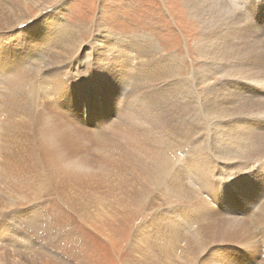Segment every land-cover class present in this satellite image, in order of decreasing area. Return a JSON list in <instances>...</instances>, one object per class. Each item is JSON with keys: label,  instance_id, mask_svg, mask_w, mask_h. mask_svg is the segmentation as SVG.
Instances as JSON below:
<instances>
[{"label": "bare ground", "instance_id": "obj_1", "mask_svg": "<svg viewBox=\"0 0 264 264\" xmlns=\"http://www.w3.org/2000/svg\"><path fill=\"white\" fill-rule=\"evenodd\" d=\"M28 1L0 0V196L4 197L0 200V207L13 199H27L32 194L30 189L41 184L35 179L39 177V172L33 171L35 176L32 177L29 171L35 161L23 165L17 158V147L28 137L22 123L24 113L37 102L38 92L43 91L52 97V102L56 100L59 104L63 100L68 110L64 111L73 114L70 117L62 114L61 110H52L50 99L46 98L44 118L41 117L37 125L43 141L42 148H46L56 162L65 163L69 157L78 155L62 166L53 175L56 179H53L59 182L58 189L65 190V203L79 218L88 221L89 218L99 217L101 212L97 211V205L102 200L111 204L117 202L131 210L134 207L130 205L134 201L142 202L151 187L161 183L171 186L170 191L177 192L168 191L165 200L171 204L177 199V203L169 210L162 207L166 212L164 217L162 213L156 214L161 215L162 225L155 220V223L148 224L154 235V239L151 235L149 237L153 256L164 264H175L170 259L179 261L176 262L178 264H264V201H261L264 192L257 179L249 184L245 181V191L241 193L240 183L221 182L209 174L215 171L218 163L245 164L253 154H259L264 149V142L252 139L259 135L252 137L245 130L250 127L248 122L253 112H264V92L249 93L248 87L240 86V80L245 77L253 78L251 84L254 85L264 83V55L261 54L264 53V23L262 26L253 23V19L264 16V0L257 5H253L252 0H225L228 4L223 0H185L186 7L191 4L203 18H200L203 31L199 46L200 52L209 60L202 67H196L194 72L189 71L190 74H187L184 61L178 55L163 51L149 35L108 39L105 38L107 31L101 25L96 40H92L93 44L84 46L83 37L77 30L61 25V3L56 2L49 7L50 1L56 0H37L43 4L36 6L41 12L51 13L37 20L33 26H25L24 20L29 18L26 12ZM240 6L248 10L246 15L249 17L242 12L237 14ZM188 13L191 15L189 9ZM256 13L259 14L257 17L254 16ZM234 21L248 31L244 33L237 28L241 40L237 44L214 37L211 31L205 29L208 25L221 23L229 27ZM31 22L32 19L28 23ZM20 26L23 28L20 29ZM260 34L263 40H260ZM104 46L108 49L114 46L115 51L104 55L101 53ZM87 49H90L89 52L85 51ZM51 52H54L53 55L47 57ZM80 53L89 55L85 65L86 78L82 82L75 78L71 70L83 63ZM33 58L37 60L33 61ZM93 58L101 62H93ZM30 61L33 64L31 67L28 64ZM89 66L102 70L107 79L106 85L100 87L105 91L106 110L96 118L92 102L91 108L88 104L91 93L88 85L84 89L87 77H92ZM215 75L218 78L228 77L224 82H214ZM101 77L102 73L100 80ZM201 84L204 86L197 89ZM98 85L96 83V87ZM77 87L75 92L73 88ZM194 93H197V98ZM119 102L123 113L120 122L117 121ZM193 103L197 109H194ZM79 106L82 118L78 115ZM198 114L203 119H216V125L225 118L226 124L221 125L224 130H218L217 138H199L203 131L200 128L194 130L192 126L195 123L192 115ZM27 117H31L30 113ZM89 119L95 124L92 128L82 124V120L86 122ZM135 119L139 122L133 123ZM76 121L80 122V126L76 125ZM255 126L259 133H264V119ZM74 127L79 128V133H75ZM143 127L147 130L142 132ZM107 128H110L109 132ZM165 132L171 134L167 141L163 138L166 137ZM78 134H83L81 139L76 137ZM122 138L126 140L125 144L120 143ZM87 149L93 151V156L101 155L103 158L95 160L96 170L88 164L90 158L83 156L82 152ZM174 149L178 165L176 170L167 172L166 182H161V177L153 179L150 175L144 176L149 170L154 174L166 166L169 160L167 153L173 154ZM259 156L264 159V152ZM35 160L42 164V157ZM253 163H260V159L248 165ZM139 168L144 170L138 178L117 185L119 180L114 175L121 176V179L127 174L132 177V173ZM262 168L263 173L257 168L254 170L264 175ZM93 172L102 176L96 182L99 185L93 184L95 187L92 186L91 190L79 187V183H85V178L91 177ZM188 180H195L207 196L198 195L194 199ZM223 184H226L225 191ZM187 201L193 203L181 207ZM228 214L237 218L226 219ZM168 218L172 224H166ZM237 242L243 246L249 243L256 245V249L252 248L248 255V261L246 253L237 252L234 247H229L225 254L221 251L223 246H235L233 244ZM236 258L241 260L229 262Z\"/></svg>", "mask_w": 264, "mask_h": 264}, {"label": "rangeland", "instance_id": "obj_2", "mask_svg": "<svg viewBox=\"0 0 264 264\" xmlns=\"http://www.w3.org/2000/svg\"><path fill=\"white\" fill-rule=\"evenodd\" d=\"M45 1L48 2L50 0ZM223 1L225 4H228L227 1ZM56 2L61 3V6L63 7L61 25L64 28H73L77 30L83 37L85 42L84 46L86 47H89L88 44H93L92 42L94 41L92 40H96L98 35L97 32H99L98 27L102 25L107 31H104L107 33L105 38L108 39L111 37L118 38L120 36H151L156 40L159 47L163 51L168 53L172 52L175 55H178L181 61H184V68L187 70V74L194 72L196 67L200 68L204 65V63L209 61L200 52L201 49L199 46L201 42L200 35L203 31L200 18H203L197 10L192 8L191 4H187L186 7L185 0H56L54 2L50 1L49 7H52ZM259 2L260 0H252L253 5H257ZM38 5L42 6L43 4L37 0L28 1V4L26 5V12L27 17L29 18L24 20L25 26H33L37 20L42 19L44 16L51 13L50 11L47 12L48 14L46 12H41L39 7H36ZM188 9L191 15L188 13ZM238 9L239 10H236L238 11L237 14L242 12L246 15V11L248 12V10L241 6ZM261 9L263 10V8ZM246 16L249 17L248 14ZM30 19H32L33 22L28 23ZM237 20H239L238 17ZM253 20V23L256 26H262L264 23V18L260 19V21L256 19ZM22 28L23 26H20V29ZM237 28L242 29L244 33L248 32L238 21L237 23L234 21V23L229 27H226L222 23L215 26L214 24H211L205 27L206 30L212 32L214 37H219L225 41L230 40L232 41V44H237L241 41L240 33L237 32ZM102 32L103 31L100 32L101 36ZM261 34L260 40H263V36H261ZM208 41L212 42V39H209ZM109 48L110 49H108L107 46L102 47L101 53L107 55L115 51L114 46ZM89 50L90 49H87L85 51L89 52ZM53 53L54 52L48 53L47 57H51ZM133 54L135 53L133 52ZM261 54L264 55V53ZM80 55H82V53H80ZM90 58H92V56ZM87 59L89 60V55H87V53L82 55L83 64L74 71H82L83 65L87 64ZM32 60L35 61L37 59L33 58ZM41 61L42 60L39 62ZM28 64L30 67L33 65L32 61L28 62ZM80 74L78 75V78L82 79L83 74L81 72ZM94 75L95 84L88 82V87L93 92L94 96V91L99 90V93L104 97V92L100 90L101 84L99 83L97 88L95 87L99 77L98 73L94 72ZM227 77L228 75L224 78H218V76L215 75L213 80L214 82H224V79ZM240 82L251 84L253 82V78L245 77L242 81L240 80ZM207 83H209V81ZM202 86H204V84L198 86L197 89H201ZM257 86L264 88V83H260ZM73 90L76 92L78 87L73 88ZM255 91H260V89L256 88ZM255 91L253 93H255ZM34 94L35 93L32 94V97ZM38 96L39 97L35 100L37 102L34 106L27 109L24 113L22 123L25 126L28 137L23 143L18 144L17 158L23 165L35 161V165L30 166L29 171L32 177L35 176L33 171L39 172V177L35 179L40 180L41 184L38 187L30 189L32 194L27 199H13L10 200L6 206L0 207V264H164L163 261H161L157 256H153L150 252L151 239L149 237L151 235V238L154 239V235L153 232L149 230L148 224L155 223L157 221L156 223L162 225L164 222L162 221V217L160 218L161 215L157 216L156 214L162 213L164 217V213L166 212L162 207L168 206L167 210H169L173 206H176L177 199H175L176 203L171 204L165 200V194L170 191L171 186L168 187L161 183H156L142 198V202L137 203L134 201L130 205V207H134L131 210L121 207L117 202L113 201L111 204V202H104L102 200L98 202L97 205V211L99 213L101 212V216L99 215V217L89 218L88 221L79 218L78 215L66 205L65 201L67 197L64 193L65 190H62L61 187L58 189L57 187L59 182L53 179V175L58 173L62 166L68 164L67 162H70L78 155L75 157H69L70 159L66 160L65 163L56 162V160L51 157L48 150L46 148H42L43 141L40 136L41 132L39 125H37L38 120L41 117L44 118V102H46V98L50 99L49 104L52 110H61L62 114L70 117L73 116V114L71 115L69 112L66 113L68 110L65 109V102L63 100H61L59 104L56 100L52 102V97L44 94L43 91H39ZM194 97H198L197 93H194ZM117 104L118 108H121L120 102ZM61 105L63 106V109L61 108ZM80 106L78 115L82 118L83 112ZM193 107L194 109H197L194 103ZM93 111V116L95 118L100 117L98 110L93 109ZM27 113H30V118L27 117ZM262 113L264 114V112L260 111L253 112V115L251 114L252 121L248 122L250 127H247L245 130L250 132L252 137L253 135H259L253 137L252 139L256 138L257 140L264 142V133H259V129L256 126H252L253 121L257 120L254 125H258L260 121L264 119V115ZM192 117L195 119V123L192 124V126L194 125V130L200 128L203 131L199 137L200 139L207 138L208 140H212L217 138L220 131L219 129L222 128V130H224V127L221 125L226 124L224 123L225 118L221 119V121L216 125V119L209 117L207 119H203L202 117H199V114L192 115ZM137 121L138 120L135 119L133 123H136ZM68 123L72 124L73 122L68 121ZM82 124L83 126L85 125L83 120ZM76 125L80 126V122L76 121ZM94 125L95 124L91 122L85 126H87V128H92ZM145 129L146 128L143 127L142 132ZM74 130L75 133H79L78 127H74ZM164 134L163 135L166 137L163 138L167 141L171 134L168 132H165ZM81 135L83 134H78L76 137L81 139ZM120 143L125 144L126 140L122 138L120 139ZM208 151L210 152V150ZM263 152L264 149L262 152L260 150L259 154H253L250 157V161L245 164H236V162H233L232 164H229V162H225L223 164L218 163L219 166L215 164V171H212V173L210 172L209 174L211 177L221 182L228 181L230 184L235 182L236 185H239L240 183L241 188H239V191L241 193H244L243 191H245V181L249 184L252 180L257 179L258 185L261 187L262 192H264V175L257 172L259 169V171L263 173L262 167H264V163L261 162H264V159L259 156L263 155ZM82 153L85 158H90L88 164H91L94 170L97 169L95 160H103L101 155L93 156L92 150L87 149ZM167 156L169 160L166 166L161 167L154 174H152L149 170L148 173H144V176L150 175L153 179L161 177V182H166L165 179L167 172L170 170H176L178 165L176 149H174L173 154L167 153ZM37 157H42L41 162L43 165L40 164L38 160H35ZM257 159H260V163L248 165L251 162L257 161ZM142 164L145 165V163ZM213 164L214 163L211 165ZM238 165H240V171L238 167V171L229 176L227 169L235 168ZM255 168H257V170H254ZM128 170L132 171L134 169ZM143 170L144 168H139L132 173V177L127 174L124 176V179H121V176L114 175V177L119 180L117 185L121 186V184L125 181H131L133 178H138ZM99 177L101 178L102 176H98L97 173L93 172L91 177L85 178V183H79L78 186L84 188L85 190H91L92 186L99 185L96 184ZM190 182V184L188 183V186L190 185L191 188H193L194 199L196 197L198 198V195L201 197L207 196L206 193L197 187L195 180ZM224 185L226 184H223V187ZM225 189L226 188L224 187L223 190L225 191ZM170 192L177 193L174 190ZM103 194L106 195L105 193ZM114 194L116 195L117 191H115ZM3 198V196H0V200ZM237 200L241 202V198L239 196H237ZM261 201H264V198ZM191 202L193 203V201ZM191 202L187 201L182 203L181 207H186L190 205ZM210 204H212L211 201ZM240 205L241 204L239 203L237 206V212L239 211ZM22 208L26 210L27 215L19 214ZM233 211L231 213H233ZM12 216L19 218L15 219ZM228 216L229 214L226 219L237 218L234 214L229 217ZM170 220L171 219L168 218L166 220V224H172V221ZM211 221H216V219H212ZM21 230H26L27 232H23ZM28 233L33 236L34 240ZM233 245L236 247L223 246L221 251H224L225 254V251L229 247H234L237 252H245V258L248 261V255H250L253 251L252 248H254V250L256 249V245L254 246L252 243L247 244L248 246H243L239 242ZM217 247L218 246L214 248ZM208 249L211 250L212 248L209 247ZM57 255L62 256V258L56 259L55 257ZM239 260L241 259H230L229 262ZM170 261L175 264L180 263L179 261H173L172 259H170Z\"/></svg>", "mask_w": 264, "mask_h": 264}]
</instances>
